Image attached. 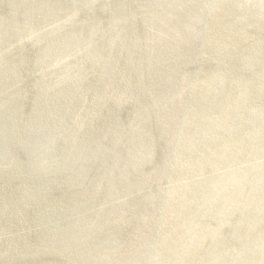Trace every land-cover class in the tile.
Listing matches in <instances>:
<instances>
[{
    "label": "bare ground",
    "instance_id": "bare-ground-1",
    "mask_svg": "<svg viewBox=\"0 0 264 264\" xmlns=\"http://www.w3.org/2000/svg\"><path fill=\"white\" fill-rule=\"evenodd\" d=\"M4 1L12 14L0 12V91L13 118L7 148L0 144V184L18 165L13 145L33 146L28 173L57 172L71 194L85 195L45 201L55 224L44 233L27 221L44 199L27 183L11 200L0 191V264L59 240L51 250L69 252L61 264H223L222 234L240 228L243 238L254 234L243 264H264V41L248 33L264 19V0H131L128 9L124 0L112 11L113 0ZM217 11L229 17L218 34L209 18ZM29 42L38 52L36 80L24 83L32 91L25 121ZM2 54L15 57L11 67ZM124 109L131 117L120 122ZM108 113L114 121L100 122ZM143 195L145 206L133 207ZM69 204L87 216L58 225ZM140 213L143 230L122 244L115 226Z\"/></svg>",
    "mask_w": 264,
    "mask_h": 264
},
{
    "label": "rangeland",
    "instance_id": "rangeland-1",
    "mask_svg": "<svg viewBox=\"0 0 264 264\" xmlns=\"http://www.w3.org/2000/svg\"><path fill=\"white\" fill-rule=\"evenodd\" d=\"M2 4H4V2H2V0L0 1V10L1 9H3L4 7L2 6ZM8 9V8H7ZM6 8H4V11H3V13L2 14H4V16H5V12H7V15L9 14H12L11 12L9 13V10L10 9H8L7 10ZM6 15V16H7ZM86 15V13H83V16H85ZM216 15V14H215ZM261 16H262V14H261ZM219 18V17H218ZM218 18L216 19L215 18V20L218 22V23H220V20H218ZM213 19V18H212ZM211 19V20H212ZM246 21V20H245ZM260 21H261V23H260ZM1 22V21H0ZM247 22H248V20L246 21V24H247ZM1 23H3V22H1ZM263 23V24H262ZM6 24V23H5ZM245 24V25H246ZM7 25V24H6ZM7 26H9V25H7ZM254 31H252V29L250 28V31L248 32V33H250V34H252L253 33V35L254 34H256V35H254V36H256L257 37V34H258V37H259V39L258 40H262L263 39V41H264V19H263V17H260V19H259V24L255 27L254 25L252 26H250ZM257 28V29H256ZM259 28V29H258ZM258 30V31H257ZM257 31V32H256ZM262 31V32H261ZM252 32V33H251ZM256 32V33H255ZM259 32V33H258ZM262 34V35H261ZM260 35V36H259ZM257 37V38H258ZM262 37V38H261ZM205 38H206V36H205ZM27 45V46H26ZM25 48L29 51H25V54H24V56H26L25 57V59L27 60V58H29L27 61H25V70H26V68H28L27 70H28V72L26 73V76L24 77L25 79H24V81H23V85L25 86V82H26V79H27V81H29L30 80V82L28 83V86H30V89H31V84L30 83H32V84H34V82H35V74H29L30 73V71H31V67H32V64H33V61H31V60H34L35 59V55L37 54V49H35V45H32V42H29V43H27V44H25ZM24 48V49H25ZM30 48V49H29ZM184 49H186V48H184ZM16 50H19V48H17ZM32 51V52H31ZM263 51H264V49H263ZM34 52V53H33ZM31 53V54H30ZM263 54H264V52H263ZM10 55V54H9ZM5 55V54H2L1 56H4V58H2V60H1V62H3V67H6L7 65L9 66V67H11V64L13 63V61L15 60V57L12 55ZM19 55H17V57H18ZM34 56V57H33ZM13 58V59H12ZM9 60V62L11 63H9L8 62V60ZM5 62V63H4ZM30 62V63H29ZM28 65V66H27ZM25 75V74H24ZM29 75H30V77H29ZM32 76H34V77H32ZM27 77V78H26ZM33 78V79H32ZM34 81V82H33ZM25 83V84H24ZM26 88H27V86H25V91H24V93H25V95H26V98L23 96V100H24V102H23V108H24V106L26 105V101H28V99H30L29 97H31V95H32V91H31V93L29 92L30 90L28 89V96H27V91H26ZM30 100H32V97H31V99ZM128 114V115H127ZM121 117V118H120ZM129 117H131L130 116V112H128V110H121V113L119 114V119H120V122H125ZM123 118V119H122ZM126 119V120H125ZM122 120V121H121ZM118 123V122H117ZM120 124V123H119ZM3 145V144H2ZM2 145H0V146H2ZM2 148V147H1ZM7 150V149H6ZM13 150H14V148H13ZM15 151V150H14ZM14 151H13V154H14ZM16 154H14V157H16V162H17V164L18 165H15L14 166V168H13V173H12V176L11 177H9V178H7V179H4L3 180V182L0 184V186H3V188L2 187H0V188H2L0 191H1V194H2V196H3V194H4V196L6 197V198H8V199H12L14 196H15V193H14V187H13V192H12V190H9V188L11 187L10 185L11 184H13L12 183V179H14V178H18V180H17V184H16V186H17V188H18V190L20 189L19 187L21 186V185H25L26 184V182H25V179H27V180H30V181H32L31 179H33V180H36V181H39V180H41V179H36V177H38L39 176V174H37L36 173V176L32 173V175L30 174V173H28L29 171H26V170H29L30 169V166L27 164V166H26V163H21L20 161H21V159H22V156H21V154L17 151V152H15ZM24 153V152H23ZM21 156V157H20ZM19 157V158H18ZM18 159V160H17ZM21 166V167H20ZM26 166V167H25ZM29 166V167H28ZM28 167V168H27ZM25 172H24V171ZM23 171V172H22ZM21 172V173H20ZM16 173V174H15ZM26 173H27V175H26ZM56 174H57V172H56ZM56 174L54 175V176H52V175H50V176H48L49 178H47V177H45V178H43V175H41L40 174V176L39 177H42L43 179H48L49 181L47 182V181H45V183L41 186V187H39V183H37V186H36V188H35V190H37V191H35L33 188H31V186H29L30 187V189H33V191H32V193L33 194H37L40 198H41V200L42 199H44V200H42L41 201V204H43V207L42 208H40V207H36V209H34V211L32 212V213H29V215H28V218H27V221L28 222H30V223H32V222H35L36 224H37V226H40V230H42L43 229V226L46 228L45 230L46 231H50L49 229H52V228H54L53 227V224H55L54 222H55V219L54 218H52V216H51V214H48V211L47 210H45L44 209V203H45V201H48L47 199H50V201H48V205L50 204V205H52V201L54 200L55 201V203L57 202V201H63V202H65V201H69V197L68 196H64V197H62V196H60L62 193H60V191L62 192V191H65L64 189H62L61 188V184H64V182L63 181H61V180H64L63 179V176H60V180L59 179H57V177H56ZM20 176L22 177V178H24V181H22L21 179L22 178H20ZM26 176V177H25ZM52 176V177H51ZM61 177H62V179H61ZM35 178V179H34ZM52 178H54V181H53V179ZM52 179V182L50 181ZM59 181V182H57V181ZM7 181V182H6ZM11 181V182H10ZM19 181V182H18ZM23 182H25V183H23ZM44 182V181H43ZM8 183L10 184V185H8ZM19 183H21V184H19ZM49 183H51L50 185H48ZM57 183V184H56ZM52 184H54L56 187H59V190H58V188L57 189H55L59 194V196H60V198H59V196L57 197V196H53L52 198H47L46 196V194H47V192L49 193V191L51 190V189H53L51 186H52ZM28 185H30V184H28ZM59 185V186H58ZM5 188V189H4ZM48 188V189H47ZM50 189V190H49ZM4 190V191H3ZM48 190V191H47ZM42 191V192H41ZM45 191H47V192H45ZM2 192H4V193H2ZM6 192V193H5ZM10 192V193H9ZM18 192V193H17ZM16 192V195L18 194H20L21 195V193H20V191H17ZM45 192V193H44ZM44 193V194H43ZM83 193V194H82ZM82 193H77V195L80 197V198H82L85 194H84V192H82ZM6 194V195H5ZM40 194V195H39ZM73 194H74V196L76 197V192H73ZM8 195V196H7ZM11 195V196H10ZM36 195V196H37ZM50 195V194H49ZM51 195H53V194H51ZM50 195V196H51ZM35 196V197H36ZM42 196V197H41ZM45 196V197H44ZM35 197H33V198H35ZM62 197V198H61ZM45 198H47V199H45ZM59 198V199H58ZM65 198V201L63 200ZM67 198V199H66ZM71 198V197H70ZM16 199L18 200V199H20V197L19 196H17L16 197ZM57 201H56V200ZM42 202H44V203H42ZM49 205V206H50ZM74 205L75 204H69V205H65V206H71V207H74ZM78 208L79 207H74V208H66V209H68L67 211H65L64 210V212H63V219H65V220H63V222H62V220H60V222H57V224L58 225H60V224H66L69 220H71L72 218H74L73 220H75V219H79V218H81V217H85V216H87V212L86 211H84L83 209H79L78 210ZM73 210H74V212H73ZM35 213V214H34ZM65 213V214H64ZM32 214H33V216H32ZM47 214V215H46ZM40 215H46V217L44 218V217H41L40 219H39V221L37 220L38 218H39V216ZM140 216H142V214L140 213L139 214V216L137 217V216H135V218H133L129 223H127L128 224V227H127V224H125V225H123V226H115V227H117V229H116V231H118L116 234H118L119 233V237L118 238H120V242L123 244V242H125L126 240H130V238H131V233H133L134 231L136 232V231H139L140 229V227H138V226H141L142 227V217H140ZM30 218H32V219H30ZM34 219V220H33ZM138 220V221H137ZM132 222V223H131ZM42 223V224H41ZM135 223V224H134ZM45 224H46V226H45ZM49 225H50V227H49ZM117 225V224H116ZM134 225V226H133ZM130 226H132V227H130ZM120 227V228H119ZM119 228V229H118ZM135 228V229H134ZM121 230H124V232L123 231H121ZM132 232H131V231ZM134 230V231H133ZM143 230V227L141 228V231ZM46 231H44V233H46ZM223 231H225V229L223 230ZM228 231H230V229L228 230ZM240 231H241V228H240ZM240 231L237 233V234H235V235H231L230 234V232H225V233H223L222 234V241L221 242H219V246L216 248V252L217 253H222V258H221V263H223V264H225V263H227L228 262V259L230 258L229 257V255L231 256V255H233V258L232 259H235L234 260V264H237V261H239L240 259H241V262H240V264H243V262H244V254H246V243L245 244H243L244 242H247V241H249V240H251V236L253 237V235H251V234H248V235H244V238L241 236V234H240ZM263 232H264V229H263ZM124 233V234H123ZM130 234V235H129ZM36 235H33V236H29V237H31V238H29V241L30 242H34V239L36 240V237H35ZM128 236H130V237H128ZM245 236H246V238H245ZM226 238V239H225ZM235 238V239H234ZM240 238V239H239ZM242 238V239H241ZM123 240H125V241H123ZM245 240V241H244ZM243 241V242H242ZM126 243V242H125ZM243 244V245H242ZM165 246V245H164ZM205 247V246H204ZM242 247V248H241ZM47 249V247L45 248V250ZM233 249V250H232ZM219 250V251H218ZM117 252V251H116ZM115 252V253H116ZM231 254H230V253ZM46 253H48V254H46ZM44 255V256H43ZM68 255H69V252H65V253H62V254H60V255H58L57 256V254L56 255H50L49 254V252L48 251H45L44 253H42V255L41 256H39V257H37L38 258V264H55V263H59L58 261L60 260V259H65V260H67L68 258H66V257H68ZM226 255V256H225ZM64 256V257H63ZM49 257V258H48ZM235 257V258H234ZM37 258H36V260H37ZM47 258V259H46ZM56 258V259H55ZM237 258V259H236ZM13 259H17L16 257H14ZM12 259V260H13ZM31 258H28L27 259V261H24V262H29V264H31V263H35L36 261H32L33 259H31ZM59 259V260H58ZM9 260H11V258L9 259ZM29 260V261H28ZM243 260V261H242ZM17 261V260H16ZM32 261V262H31ZM22 261L21 260H18L17 261V264H19V263H21ZM24 262H22L21 264H24ZM49 262V263H48ZM53 262V263H52Z\"/></svg>",
    "mask_w": 264,
    "mask_h": 264
},
{
    "label": "water",
    "instance_id": "water-1",
    "mask_svg": "<svg viewBox=\"0 0 264 264\" xmlns=\"http://www.w3.org/2000/svg\"><path fill=\"white\" fill-rule=\"evenodd\" d=\"M1 1V0H0ZM23 2L22 3V5H27V3H24V2H26L25 0H16V2H15V0H12V3L14 4V2L15 3H17V2ZM36 2H37V0H35ZM76 1H78V0H76ZM82 1H84V0H82ZM123 1L124 0H113L112 2H111V11L112 10H115V8L116 7H118V5L119 4H121V3H123ZM131 0H125V3H124V5H123V8H125V9H128V7H130V6H132V3L130 2ZM3 5V7L5 8L6 7V1H4V4H2ZM101 5H102V1H100L99 3H96V5H95V9H94V11H96L97 13L100 11V9H101ZM12 7V6H11ZM14 7V6H13ZM4 8L3 9H1V11L0 12H2L3 13V10H4ZM14 10V8L12 9V11ZM224 11H229V9H225ZM224 11H217L219 14H220V16H219V20H220V22H227V20H228V14L226 13V12H224ZM120 12V10L118 11V13ZM216 15H214V16H209V18L210 19H212L213 18V20H212V22H213V26H212V28L213 29H215V31H216V33L218 34L219 32H222L223 30H222V26H219L218 24L219 23H217L216 25H214L215 23H216V20H215V17ZM83 17V16H82ZM227 17V18H226ZM225 18V19H224ZM19 19L20 20H24V18L22 17V14H20V16H19ZM0 21H1V18H0ZM2 22V21H1ZM11 26L12 25H10V31H12V29H11ZM241 26H245L244 24H241ZM138 30H140V29H138ZM239 30V29H238ZM234 35H236V34H234ZM237 36V35H236ZM11 37H12V35H10V37H6V38H8V40H10L11 39ZM204 38H205V36H204ZM208 40H210V38H208V37H206L204 40H203V42L205 43L206 41H208ZM214 39L213 38H211V41H213ZM19 43V42H18ZM17 49V48H16ZM24 74H25V71H24ZM1 78H0V87H1V90L2 89H4L3 88V86L5 85V83L2 81L1 82ZM8 98H9V94L7 93V91L6 90H4V92H2L1 93V91H0V103H3L2 105H0V144H1V141H2V143H3V145H4V147L5 148H7V145H8V141H7V137H6V131H7V128H8V126H10V124L12 123V118H13V116L9 113V111H8V109L10 108V107H12V105H13V101L10 103V104H7V100H8ZM30 99H31V97H29ZM30 99H28V101H26V105L24 106V108H23V112L21 111V115H22V117H23V119H25V121L26 120H28V117H29V115L31 114V110H30V105H31V100ZM30 102V104H28ZM29 105V106H28ZM28 106V107H27ZM121 113V111H117V114H116V116L119 118V114ZM114 117H115V115H114V113L113 114H111L110 115V113H108V115H107V117L105 116L104 117V119H102L100 122H103V121H107L109 124H111L110 122H112V121H114ZM15 118H17V111H16V117ZM18 118H19V114H18ZM19 120H20V118H19ZM110 120H112V121H110ZM21 122V121H20ZM21 124H22V122H21ZM2 132H5V139H4V137H3V133ZM12 143L10 142V144L9 145H11ZM19 146H20V144H19ZM0 148H1V146H0ZM12 148H14V150H16V151H18L20 154H21V156H22V159H21V162L22 163H26L27 164V162H29L30 160H29V158H31L30 157V154H29V152L31 153V149L33 148V146H30V147H28V148H26V149H28V150H25L24 151V153H23V151L22 150H20V148L21 147H18L16 144H14L13 145V147ZM31 148V149H30ZM19 149V150H18ZM3 151H5V149L3 148V150H2V152ZM32 154V153H31ZM8 156V155H7ZM4 169H5V167H4ZM36 179H41V180H39V181H35V180H32V181H29V180H26L25 182L27 183V184H30V185H28V190L30 189V187L29 186H31V188H33L34 190H35V187L37 186V183H39L40 184V187L45 183V181H47V179H43L42 177H36ZM53 179V178H52ZM52 179L50 180V181H52ZM12 181V185H11V187L9 188L10 190H12L13 191V187H14V193H15V195H16V192H17V190H18V188H17V186H16V182H17V179L16 178H14V179H12L11 180ZM44 181V182H43ZM54 181V180H53ZM57 186V185H56ZM54 184H52V188H53V190H50L49 191V193L47 192V198H52L53 196H59L58 194V192L57 191H55L54 189H57V187H56ZM61 188L62 189H64L65 191L64 192H61L62 194L60 195V196H62V197H64V196H70V197H72V198H74V194H71L70 193V188H68L67 186H65V184H61ZM48 189V188H47ZM1 190V189H0ZM33 191V190H32ZM74 192V191H73ZM10 193V192H9ZM34 193V192H33ZM45 193V192H44ZM43 193V194H44ZM49 194H53V195H51V196H49ZM76 195V197L75 198H79V197H77V194H75ZM69 197V201H71L72 200V198H70ZM142 197H144V195L143 196H141V198H137V197H135L133 200H132V202H133V207L136 205L137 207L136 208H141V207H144L145 206V204L144 203H146V201L143 199L142 200ZM60 198V197H59ZM48 201H50V199H47ZM64 201H65V198L63 199ZM145 201V202H144ZM47 202V201H46ZM44 203V202H43ZM39 203L37 202V204L36 203H34V202H32V205L33 206H37ZM32 207V206H31ZM47 215V214H46ZM46 215H40L39 216V218L37 219L38 221H39V219L41 218V217H46ZM53 216V215H52ZM6 217V218H5ZM4 218L5 219H9L10 217H9V215L7 214L6 216H5ZM6 221V220H5ZM4 220L2 221V222H5ZM10 223V222H9ZM35 228V227H34ZM34 228L33 229H31L32 231L34 230ZM44 229H45V227L43 226V229L41 230V231H44ZM46 231V230H45ZM46 232H48V231H46ZM38 234L39 235H41V233L40 232H38ZM26 235H27V232L25 231V234H24V237H26ZM41 236H44V235H41ZM27 241V240H26ZM80 240H78L77 241V243L79 242ZM28 242V241H27ZM28 246H29V244L28 243H26ZM44 246H47V249H50V250H44L43 252H45V251H48L49 252V254L50 255H56L57 253H54L53 252V250H51V248L53 249V248H55V249H59L63 244H61V240H59L58 242H56V245H55V247H52V245H46V244H43ZM27 250L26 251H31L30 250V248L29 247H27L26 248ZM35 252L36 251H34L30 256H28L29 258H31V259H33L32 257H35ZM42 254H37V256L35 257V258H37V257H39V256H41ZM30 259V260H31ZM87 260H89V258H88V256H87V258H86ZM21 260V259H20ZM24 260H27V258H24L23 260H21L22 262H24ZM60 260H62V259H60ZM29 261V260H28ZM63 262V261H62ZM59 264H61V262H59Z\"/></svg>",
    "mask_w": 264,
    "mask_h": 264
}]
</instances>
